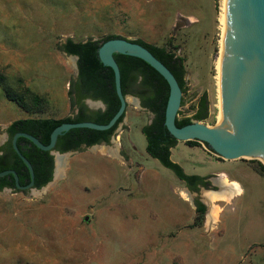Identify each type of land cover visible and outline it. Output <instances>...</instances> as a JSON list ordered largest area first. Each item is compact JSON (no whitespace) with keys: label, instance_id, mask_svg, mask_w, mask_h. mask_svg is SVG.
<instances>
[{"label":"rangeland","instance_id":"1","mask_svg":"<svg viewBox=\"0 0 264 264\" xmlns=\"http://www.w3.org/2000/svg\"><path fill=\"white\" fill-rule=\"evenodd\" d=\"M219 1L0 0V148L13 120L75 111L67 89L77 60L60 49L67 38L115 34L165 46L186 71L177 117L206 92L208 116L197 121L213 126ZM134 98L111 141L67 152L59 168L54 160L40 188L0 190V264H264L263 161L177 141L172 161L209 176L210 188L192 191L146 152L141 127L153 115ZM83 104L102 109L92 98ZM223 179L241 192L228 196ZM195 200L205 205L197 222Z\"/></svg>","mask_w":264,"mask_h":264},{"label":"water","instance_id":"2","mask_svg":"<svg viewBox=\"0 0 264 264\" xmlns=\"http://www.w3.org/2000/svg\"><path fill=\"white\" fill-rule=\"evenodd\" d=\"M177 26H179L178 23ZM63 53L78 59L76 55L65 51ZM114 53L142 59L165 79L169 86V94L164 111V125L177 141L197 140L226 160L250 157L260 158L264 163V0H220L213 92V126L197 120L177 126L176 117L182 91L174 74L144 45L126 37H114L104 41L98 48L101 62L112 69L115 92L119 100V107L109 121L104 124L93 121L64 122L52 130L47 144L30 133L16 132L11 139V144L28 168L30 181L21 185L14 169L1 171L0 177L12 174L16 188L20 190L36 188L32 164L22 155L17 146L19 136L29 139L41 150L49 151L54 161L58 157L63 158L67 152L73 151L61 152L56 149L57 138L64 131L70 128L106 130L125 114L128 94L122 92L120 69ZM76 69L77 76V64ZM134 99L140 104L137 98ZM97 101L103 109L104 102L100 99ZM111 139L112 137L109 141ZM97 145L99 144L91 146ZM54 170L53 163L52 175Z\"/></svg>","mask_w":264,"mask_h":264},{"label":"trees","instance_id":"3","mask_svg":"<svg viewBox=\"0 0 264 264\" xmlns=\"http://www.w3.org/2000/svg\"><path fill=\"white\" fill-rule=\"evenodd\" d=\"M114 37L121 35L108 34L101 40L88 38L84 41H74L67 38L60 46L62 51L76 55L78 74L70 80L67 95L72 108L76 111L72 115L62 118H21L13 120L7 127L9 141L0 148V172L14 169L19 178V183L25 185L30 181V174L24 162L14 151L11 139L16 132L24 131L36 136L40 141L47 144L52 130L64 122L93 121L107 123L119 107V100L115 92L112 69L104 65L99 56L100 45ZM147 47L176 77L182 93L185 90V66L181 56L169 51L165 46H156L139 38L132 39ZM114 58L120 69V81L123 94H131L139 98L140 105L152 113V119L141 127L146 139L145 150L161 165L171 169L175 175L183 180L188 188L197 191L199 186L210 188L209 176L198 174H186L182 167L172 161L171 148L177 140L168 132L164 125V111L169 94V86L165 79L148 63L142 59L121 53H114ZM85 98L100 99L104 102L103 109L89 110L84 104ZM32 101L38 104L40 96L34 94ZM184 100L181 99L180 106ZM179 113V110H178ZM124 115V114H123ZM123 115L109 129L95 130L90 128H70L58 136L56 149L61 152L78 149L82 144L108 143L117 125L122 121ZM208 116V100L206 92H203L197 105L190 116L176 117V125L183 126L193 120H202ZM189 145H197V140L185 141ZM17 146L32 164L34 170V187L40 188L51 180L53 173V155L33 144L29 139L19 136ZM263 167V166H262ZM264 169V167H263ZM3 187L16 188L14 177L7 174L0 177V190ZM196 219L199 221L205 211V205L195 200Z\"/></svg>","mask_w":264,"mask_h":264},{"label":"bare ground","instance_id":"4","mask_svg":"<svg viewBox=\"0 0 264 264\" xmlns=\"http://www.w3.org/2000/svg\"><path fill=\"white\" fill-rule=\"evenodd\" d=\"M62 164V158L61 157H58L56 159V165H58V168L61 166ZM226 188V192H229V193H232L234 191H237V186L235 183H229L228 181H226L225 179H223V182H222ZM239 189V188H238ZM181 194L183 197L185 198H188V193H186L185 191H181ZM213 209L209 211L208 213V218H207V222L209 223L211 220H213Z\"/></svg>","mask_w":264,"mask_h":264},{"label":"crops","instance_id":"5","mask_svg":"<svg viewBox=\"0 0 264 264\" xmlns=\"http://www.w3.org/2000/svg\"><path fill=\"white\" fill-rule=\"evenodd\" d=\"M177 143H178V142H177ZM177 143H176V145H177ZM176 145H175V146H176ZM172 148H173V147H172ZM172 148H171V150H172ZM171 153H172V151H171ZM171 159H172V158H171ZM198 175H200V176H205V175H202V174H198ZM229 183H232V182H229ZM235 184H236V183H235ZM236 185H237V184H236ZM237 187H238L239 189L237 188V191H234V192H232V193H229V192H228V193H229L228 196L232 195L233 193H237V192H239V191L241 192L242 187H241L240 185H238ZM211 192H214V191H211ZM240 192H239V193H240ZM225 193H226V192H225Z\"/></svg>","mask_w":264,"mask_h":264},{"label":"flooded vegetation","instance_id":"6","mask_svg":"<svg viewBox=\"0 0 264 264\" xmlns=\"http://www.w3.org/2000/svg\"><path fill=\"white\" fill-rule=\"evenodd\" d=\"M64 43H65V42H64ZM75 111H76V109H75ZM6 129H7V128H6ZM6 131H7V130H6ZM186 186H187V185H186ZM187 187H188V186H187ZM199 187H200V186H199ZM3 188H10V189H11L12 187H3Z\"/></svg>","mask_w":264,"mask_h":264}]
</instances>
